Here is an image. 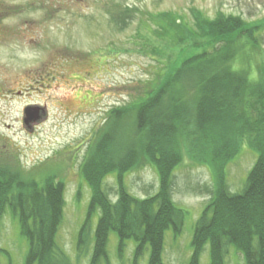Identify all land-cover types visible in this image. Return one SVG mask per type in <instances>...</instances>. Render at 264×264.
Masks as SVG:
<instances>
[{"label": "rangeland", "instance_id": "obj_1", "mask_svg": "<svg viewBox=\"0 0 264 264\" xmlns=\"http://www.w3.org/2000/svg\"><path fill=\"white\" fill-rule=\"evenodd\" d=\"M201 16L258 22L259 51L249 50L248 57L240 53L234 65L246 68L248 59L252 77L258 65L264 73V0H0V171L9 165L24 179L43 182L52 176L57 184L63 182L56 242L72 264H89L93 255L94 241L82 251L77 246L92 197L81 171L91 147L112 109L129 106L154 88L182 58L181 51L206 49V41L186 46L163 37L158 21L176 30L173 22L181 18L196 29ZM213 45L223 44L213 42L207 49ZM32 106L45 107L46 117L27 124L25 109ZM256 160L257 153L244 141L225 165L228 191L243 190ZM160 185L159 171L149 161L125 171L123 186L137 199L156 195ZM102 187L116 202L117 176L105 175ZM218 188L209 166L183 154L167 190L185 215L182 226L164 231L162 264H188L196 223ZM99 215L93 217V231ZM136 245L131 239L120 248L112 232L107 245L111 264H149L150 248L134 263ZM27 252L19 217L5 206L0 210V264H24ZM226 252L225 264H246L234 245ZM200 264H211L209 244Z\"/></svg>", "mask_w": 264, "mask_h": 264}, {"label": "trees", "instance_id": "obj_2", "mask_svg": "<svg viewBox=\"0 0 264 264\" xmlns=\"http://www.w3.org/2000/svg\"><path fill=\"white\" fill-rule=\"evenodd\" d=\"M183 21L176 19L174 30L159 20L162 36L186 46L206 41V49L181 51L182 58L167 66L154 88L129 106L112 109L83 163L81 171L92 197L77 246L82 251L94 241L89 264H111L107 245L112 232L120 248L131 239L136 242L134 263L150 248L149 264H162L164 231L182 226L185 215L167 190L183 154L209 166L219 186L196 223L188 264H200L207 244L211 264H225L229 245L244 254L246 264H264V73L258 65L252 77L248 59L246 68L234 65L240 53L248 57L249 50L259 51L255 33L261 28L258 22L248 25L224 16L197 17L196 29ZM213 42L223 45L207 49ZM244 141L257 153V160L243 190L231 193L222 176ZM148 161L159 171L160 190L140 200L126 191L123 179L125 171ZM6 169L9 174L0 171V210L10 206L19 217L28 242L24 264H72L56 242L64 208L63 182L57 184L52 176L43 182L24 179L19 170L9 165ZM109 173L119 180L116 202L102 187Z\"/></svg>", "mask_w": 264, "mask_h": 264}, {"label": "flooded vegetation", "instance_id": "obj_3", "mask_svg": "<svg viewBox=\"0 0 264 264\" xmlns=\"http://www.w3.org/2000/svg\"><path fill=\"white\" fill-rule=\"evenodd\" d=\"M31 108L39 110L40 116H38L35 120L32 121V124L39 123L41 120H43L46 117V108L45 107H39V106H32ZM31 125V123H30Z\"/></svg>", "mask_w": 264, "mask_h": 264}, {"label": "water", "instance_id": "obj_4", "mask_svg": "<svg viewBox=\"0 0 264 264\" xmlns=\"http://www.w3.org/2000/svg\"><path fill=\"white\" fill-rule=\"evenodd\" d=\"M32 108H27L25 109V123H28L30 120H32L33 118L36 117V114L38 113V111H32Z\"/></svg>", "mask_w": 264, "mask_h": 264}]
</instances>
